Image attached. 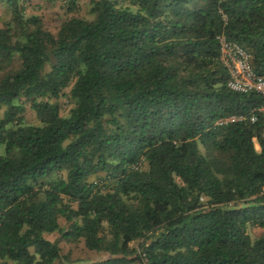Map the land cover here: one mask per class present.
Segmentation results:
<instances>
[{
    "label": "trees",
    "instance_id": "obj_1",
    "mask_svg": "<svg viewBox=\"0 0 264 264\" xmlns=\"http://www.w3.org/2000/svg\"><path fill=\"white\" fill-rule=\"evenodd\" d=\"M3 1L0 264H55V233L105 255L63 264H264V101L217 41L264 77V0H93L56 33Z\"/></svg>",
    "mask_w": 264,
    "mask_h": 264
},
{
    "label": "rangeland",
    "instance_id": "obj_2",
    "mask_svg": "<svg viewBox=\"0 0 264 264\" xmlns=\"http://www.w3.org/2000/svg\"><path fill=\"white\" fill-rule=\"evenodd\" d=\"M24 1V14L29 17L32 15L38 16L45 26L46 29L50 30L52 33H56L58 28L67 20L71 18H81V19H91L92 16L89 13L90 2L93 0H79L76 4V8L71 10L63 2L50 3L47 0H22ZM10 11L7 8L5 2L0 0V28L3 24L10 19ZM68 94V90L65 91V95ZM61 115L66 116L68 111L72 107L71 102L66 96H61L57 101ZM2 111L0 110V118L2 117ZM24 122L29 125H38V120L35 113L25 106V111L23 114ZM60 224L64 227L65 222L60 219ZM248 234L252 239H256L264 234V229L252 228L248 229ZM50 241H56L60 248L61 259L55 264H63L65 259L68 261L74 260H87L96 261L105 257L103 253H96L87 250L82 241L77 244L69 243L61 238L57 233L47 235ZM135 246V245H134ZM11 264V263H8Z\"/></svg>",
    "mask_w": 264,
    "mask_h": 264
},
{
    "label": "built area",
    "instance_id": "obj_3",
    "mask_svg": "<svg viewBox=\"0 0 264 264\" xmlns=\"http://www.w3.org/2000/svg\"><path fill=\"white\" fill-rule=\"evenodd\" d=\"M217 41L220 47L219 62L228 73V89L241 94L255 93L264 101V77L254 72L247 52L237 44L227 41L224 36L217 37ZM258 112L264 116V103ZM241 119L235 116L221 118L215 122V125H227ZM251 121L254 122L255 118L251 117Z\"/></svg>",
    "mask_w": 264,
    "mask_h": 264
}]
</instances>
